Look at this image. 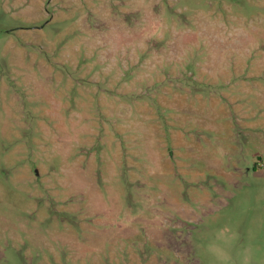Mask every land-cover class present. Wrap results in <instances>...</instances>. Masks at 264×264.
I'll return each instance as SVG.
<instances>
[{"label":"rangeland","instance_id":"1","mask_svg":"<svg viewBox=\"0 0 264 264\" xmlns=\"http://www.w3.org/2000/svg\"><path fill=\"white\" fill-rule=\"evenodd\" d=\"M0 264H264V0H0Z\"/></svg>","mask_w":264,"mask_h":264}]
</instances>
